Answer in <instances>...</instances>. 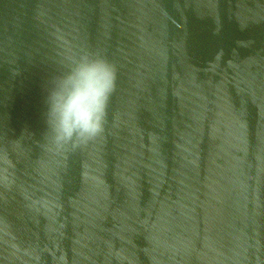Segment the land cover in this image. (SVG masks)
Returning <instances> with one entry per match:
<instances>
[{
  "label": "water",
  "instance_id": "95a60500",
  "mask_svg": "<svg viewBox=\"0 0 264 264\" xmlns=\"http://www.w3.org/2000/svg\"><path fill=\"white\" fill-rule=\"evenodd\" d=\"M85 53L104 132L57 150ZM0 264H264V0H0Z\"/></svg>",
  "mask_w": 264,
  "mask_h": 264
},
{
  "label": "clouds",
  "instance_id": "9594fccd",
  "mask_svg": "<svg viewBox=\"0 0 264 264\" xmlns=\"http://www.w3.org/2000/svg\"><path fill=\"white\" fill-rule=\"evenodd\" d=\"M116 88V68L99 55L83 54L51 82L46 123L57 150L75 149L104 132L107 109Z\"/></svg>",
  "mask_w": 264,
  "mask_h": 264
}]
</instances>
